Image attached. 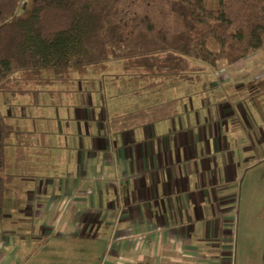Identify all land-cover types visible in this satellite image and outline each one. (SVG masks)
<instances>
[{
  "label": "crops",
  "instance_id": "1",
  "mask_svg": "<svg viewBox=\"0 0 264 264\" xmlns=\"http://www.w3.org/2000/svg\"><path fill=\"white\" fill-rule=\"evenodd\" d=\"M64 83L57 99L47 86L38 104L5 114L17 133L5 149L0 264H230L229 203L236 212L264 148V81L182 82L156 103L113 82ZM169 100L175 117L110 125Z\"/></svg>",
  "mask_w": 264,
  "mask_h": 264
},
{
  "label": "trees",
  "instance_id": "2",
  "mask_svg": "<svg viewBox=\"0 0 264 264\" xmlns=\"http://www.w3.org/2000/svg\"><path fill=\"white\" fill-rule=\"evenodd\" d=\"M22 3L0 0V94L31 104L71 70L123 62L152 88L190 81L200 69L193 62L232 65L264 50V0H32L26 13ZM178 105L117 114L110 125L117 131L150 125L177 116ZM16 133L0 108V226L13 181L5 149Z\"/></svg>",
  "mask_w": 264,
  "mask_h": 264
},
{
  "label": "rangeland",
  "instance_id": "3",
  "mask_svg": "<svg viewBox=\"0 0 264 264\" xmlns=\"http://www.w3.org/2000/svg\"><path fill=\"white\" fill-rule=\"evenodd\" d=\"M30 1L32 0H23L20 8L21 12L26 13L28 11ZM262 55H264V51L254 53L233 65L222 60L218 62L216 67L207 66L202 62H193V65L200 69L192 72L190 81L166 82L162 86L152 88L148 87L149 80L141 77L140 70L137 68L129 67L126 69L123 62H110L102 69L90 67L80 71L71 70L63 81L57 80L50 84L48 86L51 87L50 92L46 93L52 96L54 92V97H52L57 99L59 94L57 95L56 92L63 89L60 87L65 85L64 81L74 82L75 84H82L84 81H101L107 83V85L113 82L114 87L121 92L142 96L146 93V100H149L147 102L156 103L162 97L168 96V99L174 97L177 94V84L182 82L186 84L194 82L198 86L203 82L206 87H209L211 81H264V62L258 63L255 69L254 67L250 69L249 63H247ZM44 75L48 79L54 78L52 72H46ZM162 90H165L167 95ZM244 91V89L239 90V93ZM19 102H24V99L18 98L15 100L9 95L0 94V108L3 114L7 113L14 117L17 112L16 109L20 110ZM12 122L15 123V120ZM248 163L252 167L246 174L241 175L247 189L242 192V200L238 204V210L234 212L235 201L232 200L229 203L232 206L231 216L228 217L226 227L227 241L229 240V242L222 252L225 256L230 257V264H264V148L261 154L249 160ZM2 227L3 223L0 229ZM29 229L31 228L29 227ZM29 229L27 233L32 236L33 232ZM29 264H36L35 259Z\"/></svg>",
  "mask_w": 264,
  "mask_h": 264
}]
</instances>
